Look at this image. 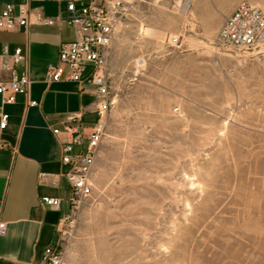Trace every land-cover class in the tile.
<instances>
[{
    "label": "rangeland",
    "instance_id": "obj_1",
    "mask_svg": "<svg viewBox=\"0 0 264 264\" xmlns=\"http://www.w3.org/2000/svg\"><path fill=\"white\" fill-rule=\"evenodd\" d=\"M242 3L264 11L127 0L93 193L59 228L62 264H264V46L217 39Z\"/></svg>",
    "mask_w": 264,
    "mask_h": 264
},
{
    "label": "crops",
    "instance_id": "obj_2",
    "mask_svg": "<svg viewBox=\"0 0 264 264\" xmlns=\"http://www.w3.org/2000/svg\"><path fill=\"white\" fill-rule=\"evenodd\" d=\"M69 0H0L5 5L28 3L29 35L25 31H0V53L5 47L30 51V99L39 106L27 108V98L17 97L15 105H4L0 114L9 115L7 128L0 130V222L7 233L0 238V264H43L45 250L59 243V228L72 214L70 186L65 178L68 168L62 163V142L54 130L65 127L70 116L81 114L87 128L98 122L91 92L82 94L72 82L49 83L47 70L59 60L61 44L75 39L66 23ZM44 23L38 25L37 18ZM44 198L57 199V207L47 206Z\"/></svg>",
    "mask_w": 264,
    "mask_h": 264
},
{
    "label": "built area",
    "instance_id": "obj_3",
    "mask_svg": "<svg viewBox=\"0 0 264 264\" xmlns=\"http://www.w3.org/2000/svg\"><path fill=\"white\" fill-rule=\"evenodd\" d=\"M170 1L190 6L195 0ZM28 3L5 5L0 13V31H25L29 35L31 14ZM126 11L127 0H69L65 21L74 30L75 39L61 44L58 63L50 65L47 70L49 83L72 82L80 86L82 94L91 92L99 118L93 128H87L81 114L73 115L67 119L63 129L54 130L62 142V163L68 168L65 178L70 186L72 213L93 193L95 161L104 138L105 116L111 107L108 52ZM37 24L52 26L54 22L44 23L38 17ZM217 39L221 44L238 50L263 47L264 11L246 3L240 4L221 26ZM178 42V38L169 39L172 45ZM31 86L29 47H17L13 51L5 47L0 53V97L3 104L15 105L17 97L24 96L27 108L38 107L39 104L30 99ZM8 121L9 115L0 114V130L7 128ZM8 147L0 141V149ZM43 203L57 207L60 201L44 198ZM6 233L7 224L0 222V238ZM42 263L62 264L59 243L45 250Z\"/></svg>",
    "mask_w": 264,
    "mask_h": 264
}]
</instances>
